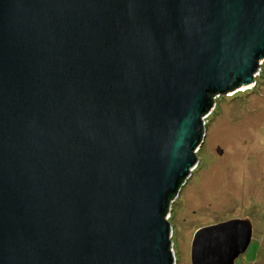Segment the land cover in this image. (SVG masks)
<instances>
[{"label":"water","instance_id":"1","mask_svg":"<svg viewBox=\"0 0 264 264\" xmlns=\"http://www.w3.org/2000/svg\"><path fill=\"white\" fill-rule=\"evenodd\" d=\"M263 63L264 0H0V264H175L204 117ZM252 229L202 227L191 264Z\"/></svg>","mask_w":264,"mask_h":264},{"label":"rangeland","instance_id":"2","mask_svg":"<svg viewBox=\"0 0 264 264\" xmlns=\"http://www.w3.org/2000/svg\"><path fill=\"white\" fill-rule=\"evenodd\" d=\"M260 70L253 88L216 97L204 117L198 166L167 218L175 264H191L197 230L236 218L251 220L253 237L235 264H264V64Z\"/></svg>","mask_w":264,"mask_h":264},{"label":"bare ground","instance_id":"3","mask_svg":"<svg viewBox=\"0 0 264 264\" xmlns=\"http://www.w3.org/2000/svg\"><path fill=\"white\" fill-rule=\"evenodd\" d=\"M264 64V63H263ZM262 65V64H261ZM260 70V69H259ZM261 71V70H260ZM255 77H256V75H255ZM254 77V78H255ZM255 85V84H254ZM253 88V87H252ZM242 89H244V90H248V89H246V88H244V87H242ZM236 91V90H235ZM231 92H234V91H231ZM231 92H228V93H226V94H229V93H231ZM226 94H224V95H226ZM215 98H216V96L213 98V101L215 100ZM187 182V181H186ZM185 182V183H186ZM185 185V184H184ZM181 191V190H180ZM179 191V192H180ZM179 194V193H178ZM176 196H178V195H176ZM170 215V210H169V213H168V215H167V218H168V216ZM169 222V221H168ZM170 227H171V224H170ZM171 235V234H170ZM171 237H172V235H171Z\"/></svg>","mask_w":264,"mask_h":264},{"label":"trees","instance_id":"4","mask_svg":"<svg viewBox=\"0 0 264 264\" xmlns=\"http://www.w3.org/2000/svg\"><path fill=\"white\" fill-rule=\"evenodd\" d=\"M211 97H212V96H211ZM212 98H213V97H212ZM175 198H176V196H175V195L169 198V201H170V202H169V208H168V212H169V210H170V207H171L172 203L174 202Z\"/></svg>","mask_w":264,"mask_h":264},{"label":"flooded vegetation","instance_id":"5","mask_svg":"<svg viewBox=\"0 0 264 264\" xmlns=\"http://www.w3.org/2000/svg\"><path fill=\"white\" fill-rule=\"evenodd\" d=\"M177 197H178V196H176V198H177ZM176 198H175V199H176Z\"/></svg>","mask_w":264,"mask_h":264},{"label":"built area","instance_id":"6","mask_svg":"<svg viewBox=\"0 0 264 264\" xmlns=\"http://www.w3.org/2000/svg\"><path fill=\"white\" fill-rule=\"evenodd\" d=\"M171 234V233H170Z\"/></svg>","mask_w":264,"mask_h":264}]
</instances>
